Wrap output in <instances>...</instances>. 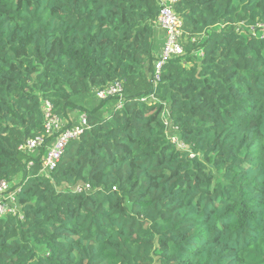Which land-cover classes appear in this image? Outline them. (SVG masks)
I'll list each match as a JSON object with an SVG mask.
<instances>
[{"label":"trees","instance_id":"trees-1","mask_svg":"<svg viewBox=\"0 0 264 264\" xmlns=\"http://www.w3.org/2000/svg\"><path fill=\"white\" fill-rule=\"evenodd\" d=\"M174 8L185 54L155 82L158 0H0V180L23 215L0 218V264H264V0ZM45 100L89 125L49 175L19 149Z\"/></svg>","mask_w":264,"mask_h":264},{"label":"built area","instance_id":"built-area-1","mask_svg":"<svg viewBox=\"0 0 264 264\" xmlns=\"http://www.w3.org/2000/svg\"><path fill=\"white\" fill-rule=\"evenodd\" d=\"M177 1L158 0L160 11L156 24L165 29L166 35L164 44L155 62V72L153 75L155 82L160 80L163 65L170 58L185 54V47L182 42L183 22L174 8ZM256 27L264 30V23H258L256 26H253V33H256ZM121 92V82L115 81L109 87L98 90L97 94L100 98L105 99L111 95L121 94ZM150 97L154 98L153 95H150ZM147 99L148 97L143 98V100ZM43 111L45 114L44 133L27 140L19 149L28 153H40L42 151L40 173L49 175L57 167L70 141L78 138L89 125L86 113L80 114L78 123L71 126L68 125L69 121L57 115L54 112L52 103L48 100L43 102ZM163 117L165 118L166 127H170L171 123L166 113H164ZM174 130L176 132L170 135L171 140L180 147L185 148V144L180 140L177 133L179 128L175 127ZM32 164L33 161L29 163V165ZM89 187V185H79L76 189L82 191ZM18 192L19 188L12 189L7 180H0V218L8 215L23 217L18 201Z\"/></svg>","mask_w":264,"mask_h":264},{"label":"crops","instance_id":"crops-1","mask_svg":"<svg viewBox=\"0 0 264 264\" xmlns=\"http://www.w3.org/2000/svg\"><path fill=\"white\" fill-rule=\"evenodd\" d=\"M161 32V31H160ZM160 36H161V39L158 41L159 43H158V45L160 46V50H161V48H162V46H163V44H164V40H165V38H164V32H162L160 35H159V38H160ZM160 52V51H159ZM159 54V53H158Z\"/></svg>","mask_w":264,"mask_h":264}]
</instances>
